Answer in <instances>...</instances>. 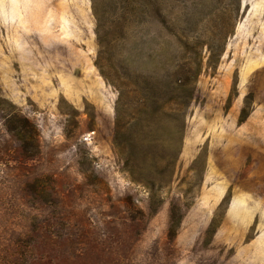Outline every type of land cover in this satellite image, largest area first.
<instances>
[{
  "label": "rangeland",
  "instance_id": "374dc122",
  "mask_svg": "<svg viewBox=\"0 0 264 264\" xmlns=\"http://www.w3.org/2000/svg\"><path fill=\"white\" fill-rule=\"evenodd\" d=\"M98 1L103 48L92 0H0V264H264V0H160L145 24ZM176 34L194 97L141 81L117 105L100 52L119 77L142 45L170 66Z\"/></svg>",
  "mask_w": 264,
  "mask_h": 264
},
{
  "label": "trees",
  "instance_id": "16d2710c",
  "mask_svg": "<svg viewBox=\"0 0 264 264\" xmlns=\"http://www.w3.org/2000/svg\"><path fill=\"white\" fill-rule=\"evenodd\" d=\"M92 7L94 14L97 17V34H98V42L100 47H104L105 45H110L111 42H109L108 38L112 36V32L109 30L106 25V15L110 16V13L105 10V7L103 4H100V1L98 0H92ZM160 0H126V6L129 9V12L132 13L134 16H136L138 13L142 17V23H148L151 21L152 17L161 16L160 12H158V6ZM117 1L115 0L114 7H117ZM127 21V20H126ZM122 30H125V27L123 26ZM177 41L179 42L177 44L179 57L176 56L172 60H169L172 62L173 65L165 66L161 64L160 61H156V53L157 49L146 51V49H143V45L139 47L137 50V66L129 70V74L126 76L119 77V73L115 74L113 71V68L107 64V61L103 57L107 51H101L100 56L97 60V67L100 69L102 75L106 77L108 83L112 84L115 89L118 91V100L117 105H124L125 100L129 103H126L124 106H133V104H130V101L135 97V95L138 92V88L142 82H148V85L152 83L154 80V83L157 82L161 83L163 85V91L164 95H168L170 97L171 104H177L179 102L178 100L181 99V94L186 95V99L190 100L194 97V94L197 93V80L199 76H201V70H202V57L200 55L196 54L194 51H190L188 48L187 39H185L184 34H176ZM208 48L210 49V52L212 53L211 58L209 59V63L213 64L215 60L218 61L220 59V56L222 55L224 48L223 45H221L220 48V55L215 56L212 52V46L211 44H208ZM185 54V55H184ZM215 64V63H214ZM106 69L109 72H113L112 75H107ZM109 76L111 79H109ZM127 77V78H126ZM130 77L133 79L130 80ZM129 78V79H128ZM148 87H146L145 93H149ZM185 102V97H184ZM117 110V109H116ZM29 122L27 121V124ZM119 123H117V128L119 127ZM30 130H28L26 127L20 128V130L17 132L20 137L23 135V139L26 138V133H28ZM22 139V141H23ZM34 145V144H32ZM129 144H119L117 145L118 150L120 151V154H123V156L128 157V159H131L129 154ZM39 145L37 144V147ZM36 147V145H35ZM23 153L27 155L29 148L22 147ZM152 198H155L153 195ZM181 217L182 215L179 213V209L173 205L171 209V217H170V235L173 237L176 235V232L178 228L181 225ZM47 246V245H46ZM41 248V247H40ZM37 247L35 249V252H38L41 256H47L48 262L46 261H38L35 264H47L52 263V258L54 254L52 253V250L46 247L48 249L47 251H42V248L40 249ZM2 260V258H0ZM19 264V263H18Z\"/></svg>",
  "mask_w": 264,
  "mask_h": 264
}]
</instances>
